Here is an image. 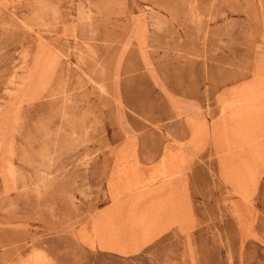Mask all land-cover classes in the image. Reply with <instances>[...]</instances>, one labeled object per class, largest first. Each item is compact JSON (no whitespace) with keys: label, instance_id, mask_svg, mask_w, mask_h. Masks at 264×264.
Instances as JSON below:
<instances>
[{"label":"rangeland","instance_id":"1","mask_svg":"<svg viewBox=\"0 0 264 264\" xmlns=\"http://www.w3.org/2000/svg\"><path fill=\"white\" fill-rule=\"evenodd\" d=\"M0 264H264V0H0Z\"/></svg>","mask_w":264,"mask_h":264},{"label":"crops","instance_id":"2","mask_svg":"<svg viewBox=\"0 0 264 264\" xmlns=\"http://www.w3.org/2000/svg\"><path fill=\"white\" fill-rule=\"evenodd\" d=\"M185 158L186 153L184 152L183 154L181 150L179 152L175 151L174 153L165 152L164 156L160 160L159 166L161 170H178L181 165H183Z\"/></svg>","mask_w":264,"mask_h":264},{"label":"bare ground","instance_id":"3","mask_svg":"<svg viewBox=\"0 0 264 264\" xmlns=\"http://www.w3.org/2000/svg\"><path fill=\"white\" fill-rule=\"evenodd\" d=\"M219 134H218V129L216 128V127H213V125H212V132H211V137H216V136H218ZM153 167V166H152ZM155 170H156V167L154 168ZM150 170H152V169H150ZM158 170H160L159 168L157 169V171ZM159 172V171H158Z\"/></svg>","mask_w":264,"mask_h":264}]
</instances>
